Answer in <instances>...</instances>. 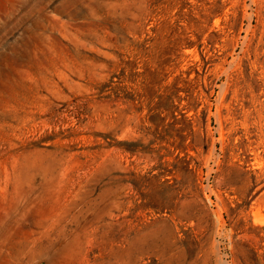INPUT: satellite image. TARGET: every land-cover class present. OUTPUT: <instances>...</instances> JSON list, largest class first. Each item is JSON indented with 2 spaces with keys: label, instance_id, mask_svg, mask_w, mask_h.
Masks as SVG:
<instances>
[{
  "label": "rangeland",
  "instance_id": "rangeland-1",
  "mask_svg": "<svg viewBox=\"0 0 264 264\" xmlns=\"http://www.w3.org/2000/svg\"><path fill=\"white\" fill-rule=\"evenodd\" d=\"M0 264H264V0H0Z\"/></svg>",
  "mask_w": 264,
  "mask_h": 264
}]
</instances>
